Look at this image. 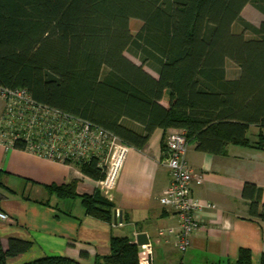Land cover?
<instances>
[{"label": "trees", "instance_id": "1", "mask_svg": "<svg viewBox=\"0 0 264 264\" xmlns=\"http://www.w3.org/2000/svg\"><path fill=\"white\" fill-rule=\"evenodd\" d=\"M246 4L264 16V0H0V85L25 88L35 101L136 149L155 129L171 128L183 129L197 151L222 154L229 144L250 146V125L258 126L256 147L262 148L264 19L258 25L245 20ZM130 19L141 22L135 33ZM227 61L237 66L236 77L227 75ZM12 146L23 149L24 142ZM73 164L92 179L104 176L97 158ZM76 184L47 187L58 198L79 197L86 214L110 222L113 203L99 191L79 195ZM261 194L245 182L241 195L250 218L264 220ZM31 246L18 238L5 248L0 243V264ZM21 264L78 263L46 255ZM94 264H139L138 247L126 236H111L109 252ZM224 264L255 263L242 248ZM257 264H264V254Z\"/></svg>", "mask_w": 264, "mask_h": 264}, {"label": "crops", "instance_id": "2", "mask_svg": "<svg viewBox=\"0 0 264 264\" xmlns=\"http://www.w3.org/2000/svg\"><path fill=\"white\" fill-rule=\"evenodd\" d=\"M161 103L167 105L165 99ZM171 130L155 129L142 149L129 146L116 185L106 194L99 180L85 176L75 164L0 143V210L9 216L0 221V243L5 248L9 238L32 242L27 252L8 258V264L46 255L94 264L97 256L109 252L111 236H126L134 243L141 232L149 239L151 264H224L234 261L242 248L251 251L257 264L264 254V220L249 217L241 192L245 182L256 184L264 206V147H256L258 126L250 125L246 132L250 146L229 144L222 154L200 152L188 144L186 161L201 176L191 182L192 195L215 208L200 214L202 225L190 235L184 252L167 233L169 228L179 230V218L158 200L170 182L162 140ZM72 179L79 195L99 191L112 202L121 212L122 225L115 224L113 211L110 222L102 221L86 214L79 197L58 198L49 192L47 186Z\"/></svg>", "mask_w": 264, "mask_h": 264}, {"label": "built area", "instance_id": "3", "mask_svg": "<svg viewBox=\"0 0 264 264\" xmlns=\"http://www.w3.org/2000/svg\"><path fill=\"white\" fill-rule=\"evenodd\" d=\"M0 102V143L7 147L23 141V149L66 164L97 158L104 170L98 181L102 192L114 189L129 149L117 136L85 119L35 101L25 88L0 85ZM165 146L170 182L158 200L179 218V230L169 228L167 233L174 235L175 248L184 252L190 235L202 225L200 214L214 209L215 204L192 195L191 182L201 176L194 174L186 161L185 131L172 129L165 137ZM6 220L9 216L0 210V221ZM158 234L163 236L165 232L160 230ZM137 247L139 264H151L150 243Z\"/></svg>", "mask_w": 264, "mask_h": 264}, {"label": "rangeland", "instance_id": "4", "mask_svg": "<svg viewBox=\"0 0 264 264\" xmlns=\"http://www.w3.org/2000/svg\"><path fill=\"white\" fill-rule=\"evenodd\" d=\"M241 16L249 21L250 23H252L253 25H258L262 19H264V16H262L261 13H259L254 7H252L250 4H246L244 6V8L241 11ZM141 25V22L138 19H130L129 21V26H130V30L131 32L135 33L139 27ZM240 27L238 25H234V30L235 31H240ZM245 36L246 37H251V34L249 32L245 31ZM125 56L128 57L130 60H132L133 62L139 64V60L130 52H124ZM147 71H149L152 75H155V72L153 70H151L148 67H144ZM226 69H227V75L229 77H236L238 75V68L237 66L232 63L231 61H227L226 63ZM36 259V258H34Z\"/></svg>", "mask_w": 264, "mask_h": 264}, {"label": "water", "instance_id": "5", "mask_svg": "<svg viewBox=\"0 0 264 264\" xmlns=\"http://www.w3.org/2000/svg\"><path fill=\"white\" fill-rule=\"evenodd\" d=\"M113 220L116 223L117 221L121 222V212L119 210L114 209L113 210ZM149 243V239L147 237V234L144 232L141 233H137L135 235V241L134 244H136L137 246L139 245H144V244H148Z\"/></svg>", "mask_w": 264, "mask_h": 264}]
</instances>
